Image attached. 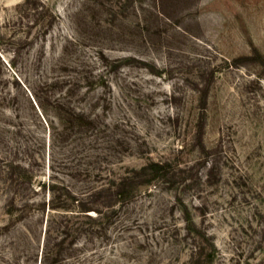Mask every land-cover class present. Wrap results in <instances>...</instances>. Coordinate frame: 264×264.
<instances>
[{
    "label": "rangeland",
    "instance_id": "374dc122",
    "mask_svg": "<svg viewBox=\"0 0 264 264\" xmlns=\"http://www.w3.org/2000/svg\"><path fill=\"white\" fill-rule=\"evenodd\" d=\"M5 158L68 216L67 191L171 165L62 239L40 215L29 242L0 193V264L43 241L41 264H264V0H0Z\"/></svg>",
    "mask_w": 264,
    "mask_h": 264
},
{
    "label": "trees",
    "instance_id": "16d2710c",
    "mask_svg": "<svg viewBox=\"0 0 264 264\" xmlns=\"http://www.w3.org/2000/svg\"><path fill=\"white\" fill-rule=\"evenodd\" d=\"M86 122L87 125L90 124L89 120ZM47 126L49 128V140L53 141V145H55V140L61 145L69 135V133L65 131L67 127H51L49 124H47ZM1 163L0 182L3 184L0 185V193H2L3 198L2 208L10 216L14 217L16 220L15 224H19L17 227L15 226V229L24 234L29 242L35 241L36 228L34 227V223H36L40 215L47 217V219H52L57 223L59 221L57 232L58 236L62 239L64 237L62 235L63 233L66 235L69 233L70 235L71 231H75L74 227H70V223L72 222L71 219L83 216L92 219L93 216L90 212L92 210L97 211L98 214L104 215L105 211L102 209L112 208L110 210V212H112L115 210L113 208L116 202L121 203L123 200L121 197L128 192L127 190L129 187L151 182L156 176L167 173L171 165L168 160H151L138 168L131 167L127 169L126 172L116 178H107L106 183L101 182L98 185L87 183L80 189L67 191V196L63 201L52 203V205L56 208L69 210L71 213L68 216V213H59L55 215L46 213L43 207L45 198L40 200V197H38L39 191L45 187V181L42 182L39 187L33 185L31 176L32 170L28 166L29 163H22L19 160L9 158L1 160ZM77 172L90 177L88 169H78ZM209 175L212 176V173ZM102 179H104V177L103 174L100 173L97 180ZM209 182L211 183L210 179ZM2 227H6V225L4 224ZM49 230L47 226L44 228L45 233ZM55 245L61 246L60 240L56 241ZM52 252L51 247H48L43 241L40 264L45 263L47 256Z\"/></svg>",
    "mask_w": 264,
    "mask_h": 264
}]
</instances>
